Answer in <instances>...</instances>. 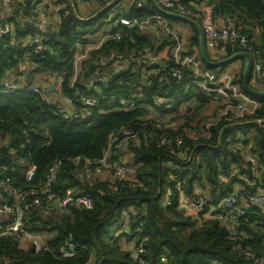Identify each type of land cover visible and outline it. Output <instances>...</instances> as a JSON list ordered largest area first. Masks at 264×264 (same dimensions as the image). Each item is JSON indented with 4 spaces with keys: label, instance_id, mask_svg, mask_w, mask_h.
<instances>
[{
    "label": "trees",
    "instance_id": "obj_1",
    "mask_svg": "<svg viewBox=\"0 0 264 264\" xmlns=\"http://www.w3.org/2000/svg\"><path fill=\"white\" fill-rule=\"evenodd\" d=\"M3 1L0 0V6ZM11 1L14 13L10 20L5 21L6 16L3 17L0 11V26L11 23L14 29V34L0 36V81L12 78L17 74L20 63L28 60L34 73L51 77L60 87L59 95L51 93L56 101L65 98L81 110L83 106L76 95L89 93L85 87L88 79L97 71L112 70L109 90L98 96L102 104L117 92L122 98H127V94L134 90L130 89L133 86L142 87L148 101L134 110H125L117 105L102 115L95 112L87 121L65 122L56 109L48 107L40 96L0 88V167L6 168L3 172L0 169V181L8 177L14 180V189L19 194L40 192L26 198L24 206L28 207V215L25 229L27 233L42 236L47 244V250L39 253L32 245L23 248L21 241L3 236L8 221L2 220L0 264H91L93 261L95 264H257L262 260V209L248 207L245 217L231 223L237 230L233 233L230 225L221 221L219 214L214 213L201 224L188 216L179 208L176 187L181 183L188 198L206 199L209 204L205 212L240 188L246 189L250 195L259 193L258 187L248 185L255 179L254 176L264 193V125L227 128L220 145V132L231 125L225 121L212 128L210 139L187 138L188 129L194 131L203 126L204 118L200 111L213 103L215 107L211 108L210 114L214 117L221 108L220 99L191 93L187 97L177 98L172 110L154 109L152 112L153 98L183 94L185 83H174V86L167 88L142 81L137 67L131 63L133 57L139 56L146 48L158 49L160 44L148 32H140L138 26L119 25L111 33L110 39L99 49L91 51L88 58L81 62L76 76V59L83 53L80 47L85 49L91 42L87 37L99 32L109 19L113 22L137 20L139 23L154 20L158 11L138 7L140 1L152 2L133 0L136 3H131L133 8L128 13L124 12L113 19L111 13L121 1L98 19L82 23L64 0L66 8L61 12L59 29H48L43 34L49 50L37 55L26 44L31 36L37 34L35 20L30 23L27 18H36L37 14L31 18L30 11L38 10L39 0ZM102 2L100 10L111 1ZM184 2L189 4L187 0ZM82 3L75 2L78 13ZM206 4L212 6L215 19L231 18L242 34L249 38L254 65L262 67L264 77V0H218ZM102 21L105 23L99 24ZM193 28V35L183 41L189 54H197L201 59L200 33L196 27ZM118 34L121 35L120 39L116 38ZM224 48L226 53L218 55L219 59L208 52L209 58L215 62L222 61L242 52L237 46L229 44ZM123 61L128 62V67L115 70V63ZM244 71L243 62L235 80L243 91ZM120 81L126 82L128 87H116ZM74 82L75 90L71 88ZM257 82L263 88L251 85L252 88L264 92V82ZM253 98L261 104V108L253 120L242 123H257L258 119H264V100ZM159 114L160 119L166 114L173 116L170 124L178 123L180 126L175 129L170 124L162 123L158 119ZM249 127L255 130L244 137L240 135L245 146L239 148L236 141L238 136L231 133L232 129ZM124 130L137 134L138 139L130 141L123 151L113 148L110 165L127 161L131 175L124 179L115 177L113 168L102 175H95L92 169L105 158L110 136L123 139ZM164 139L169 145H162ZM177 140L184 143L181 148L177 147ZM248 154L259 160V167L255 171L251 164L246 163ZM77 159L79 165L75 164ZM58 162L62 166L57 176L49 182V170ZM173 167L177 170L173 171ZM30 169L33 172L28 175ZM241 175L247 176L246 183H243ZM168 188L173 190L171 206L164 202ZM68 193H72L74 202L66 211L55 206L45 209L50 195L63 200ZM4 196L12 203L16 202L15 197L9 194ZM36 199L41 202L40 205L35 204ZM82 199H90L93 205L86 207L79 202ZM121 231L124 233L118 234ZM118 239L126 240V244L143 246L144 253L134 258V253L123 252ZM73 244L77 246L74 255L63 258L61 251Z\"/></svg>",
    "mask_w": 264,
    "mask_h": 264
},
{
    "label": "built area",
    "instance_id": "obj_2",
    "mask_svg": "<svg viewBox=\"0 0 264 264\" xmlns=\"http://www.w3.org/2000/svg\"><path fill=\"white\" fill-rule=\"evenodd\" d=\"M6 1L7 3L10 2L9 6L12 11L10 15H6L5 17V21H8L14 13V9L12 8L13 1L5 0V2ZM81 1L82 0H74V2L77 3ZM156 2L165 11L185 16L199 23L205 35L206 49L214 58L219 59L218 55L223 56L226 53L224 46L227 44L237 46L242 52L250 54L252 58L254 57L249 38L242 34L241 29L235 21L227 17L223 20L222 27L220 28V23L215 19L211 5L205 4L203 6L195 7L191 3H185L184 0H156ZM133 3H136V1H133ZM138 7L151 8L152 11L157 12L153 4L145 1H140ZM30 14L31 18H34L36 14H41L42 21L40 25H38V29H36L37 34L28 39L26 46L33 49V52L37 55H42L49 50V47L45 44V37L43 35L48 31L50 22L47 9L45 6H42L41 9L38 8L36 11H30ZM153 19H158L165 24L167 29L164 30L168 39V44L167 46L160 44L158 49L146 48L139 56H134V60L131 63L137 67L138 73H140V77L144 82L155 83L156 85H162V87L167 88L174 86V83H185V89L183 90V94H176L173 97L157 96L153 98L152 112L155 111L154 109L172 110L177 98L187 97L188 95H191V93H202L207 98L220 99L222 101L221 108L214 117H211L206 124H203V126L197 128V130L193 131L188 129L187 138L190 140L210 139L213 134L212 128L221 121L230 124L242 123L248 120H253L257 116L261 104L235 83L239 73H225L219 68H206L197 54H189L182 37L171 29H168L166 18L163 15L157 13L156 17ZM151 20L152 19H149L144 23H139L137 20H120L112 22V20L109 19L107 22L111 24V29H101L96 34L93 33L87 37V39L90 41L92 40L91 42H96V44L88 45L85 49L80 47L83 53L78 55L76 59V76L79 73L81 62L88 58L91 51L99 49L104 42L110 39L112 37L111 33L115 29H118L119 25H126L128 27L138 26L140 32L145 33L154 30L147 29ZM6 34H14V29L12 28L11 23H6L0 26V36ZM116 38L120 39L121 35L118 34ZM128 65L127 61H123L115 63L114 67L115 70L119 71L122 70L123 67L127 68ZM33 69L34 68L30 65V62L24 60L20 63L17 74L15 73L12 78L0 81V88L8 91H21L40 96L48 107L56 109L58 115L65 122L87 121L95 115V112L102 115L108 113V111L112 110V107L117 105H119L118 107H123L125 110H134L136 108H141L143 104L148 101L147 94L143 88L133 86L130 87V89L134 88V90L130 91V94H127V98H122L119 94L120 92H117L113 93V95H111L112 97L108 99L105 104H102L98 99V96L103 95L105 91L109 90L110 81L112 79V70L105 72L97 71L85 84L89 93H78L76 95V98L78 97V100L83 106V109L78 110L73 104L67 105L63 103V98L56 101L52 97L51 92L48 91L50 87L55 85L53 79L51 77H42L41 75L34 73ZM31 73L34 74V81L29 83L28 75ZM253 75L256 80L264 82L262 67L259 64L254 65ZM115 86L123 89L128 87L127 83L124 81H120L119 84ZM71 88L75 90V82ZM60 91V87L56 86L55 95H59ZM160 116L161 114L158 115V119L165 124H170L173 117L166 114L165 117L160 119ZM257 123L259 125H264V119H258ZM172 125L173 124H170L171 127L176 129V127ZM45 139L48 140L49 137H45ZM137 139L138 135L133 134L128 130L123 131V139H120L116 135H111L105 158L92 169V172L99 176L104 174L108 169L112 171L113 168V175L115 177L121 179L127 178L132 173L130 167L127 166V161L112 166L110 165V155L112 154L113 148L123 151L128 147L130 141H136ZM240 139L241 137L238 136L236 141H238V147L243 149L245 145ZM183 144L184 143L181 140H177L176 142L178 148H181ZM162 145H169V142L164 139ZM79 163L80 161L77 159L75 164L79 165ZM88 163L90 164V162ZM246 163L252 165L253 171L259 167V160L255 156L249 154L246 157ZM61 166V162H58L50 168L47 175V180H49V182L57 176ZM0 169L2 172L6 170L4 166H1ZM172 170L176 171L177 168L173 167ZM32 172L33 170L30 169L28 175H31ZM236 173H238V171H236ZM254 177L255 179L248 185L259 187L257 178L256 176ZM241 178H243L244 183L248 181L246 175H241ZM14 186L15 181L9 177L0 181V221H8V225L3 230V236L16 241H29L37 253L47 250V244L42 236L27 233L25 229V221L28 215V207L24 206L26 198L29 195H38L40 192L32 191L19 194L17 193L18 191L14 189ZM176 189L179 192V208L188 216H192L199 224H201L204 219L211 217L214 213L215 215L219 214L221 221L225 225H230L233 233H236L237 230L234 226H231V223L234 224L239 219L245 217L247 215L246 210H248V207L256 206L264 210V193L262 192L250 195L246 189L240 188L234 194L224 197L216 205L211 206L209 212H205L206 207L209 204L206 199L200 198L195 200L188 198L181 183L177 185ZM5 194L15 197L16 202L12 203L4 196ZM71 195L72 193H68L63 200L57 199L54 195H50L45 209L49 210L51 207L58 204L59 209L66 211L68 206L74 202ZM172 195L173 190L168 188L164 200L167 206H171L172 204ZM79 202L84 203L86 207L89 208L93 205L90 199H82L79 200ZM35 204L40 205L41 202L36 199ZM242 233L246 235L244 231H242ZM76 248L77 246L75 244L69 245L67 249L65 248L61 251V256L63 258L72 257ZM137 248L140 249H137L136 258L144 253L143 246ZM257 264H264V258L257 262Z\"/></svg>",
    "mask_w": 264,
    "mask_h": 264
},
{
    "label": "crops",
    "instance_id": "obj_3",
    "mask_svg": "<svg viewBox=\"0 0 264 264\" xmlns=\"http://www.w3.org/2000/svg\"><path fill=\"white\" fill-rule=\"evenodd\" d=\"M74 1V0H73ZM103 0H91L90 2H86V3H82L79 6V16L81 18H89L92 16L93 13H95L96 11H99L102 7H103ZM106 2L112 1V0H105ZM188 3H191L193 6L195 7H199V6H203L205 5L207 2L212 1L213 3H216L218 0H187ZM10 3V2H9ZM9 3H7V1L5 2V0L2 3V6H0V11L2 12V16L5 17L6 15H10L12 13ZM68 3V0H67ZM75 3V2H74ZM133 3V0H130V4ZM39 5V9L42 8V6H45L47 9V13H48V17H49V27L48 29H59V26L61 24V12L66 8V5L64 3V0H39L38 2ZM132 6V4H131ZM124 8V7H123ZM133 8V7H132ZM131 10V8H125L122 9V7L120 8H116L112 13V18L115 19L119 14H123L124 12H129ZM37 25H40L42 18H41V14H37L35 19L30 20L29 18H27V22H34ZM170 20H178V19H170ZM224 20V19H223ZM223 20H219V27H222L223 24ZM167 21V26L168 29H173L172 25L169 24V21ZM113 22V21H112ZM183 22V21H182ZM105 23L104 21L100 22L99 24H103ZM188 28L187 29H194L193 25L187 24ZM102 29H111V24L106 22L103 25ZM147 29H154L153 31L148 32L149 34H151L155 40V42L163 45L164 43H168V39L166 36V33L164 34L161 29H167L165 27V24L158 20V19H154L151 20L149 25L147 26ZM193 35V30L190 31L188 37L190 38V36ZM167 46V44L165 45ZM64 100L62 101L63 103L67 104V105H71V102H69L67 99L63 98ZM264 211V210H263ZM22 243V247L23 248H29V241L27 240H23L21 241ZM31 245V243H30Z\"/></svg>",
    "mask_w": 264,
    "mask_h": 264
},
{
    "label": "water",
    "instance_id": "obj_4",
    "mask_svg": "<svg viewBox=\"0 0 264 264\" xmlns=\"http://www.w3.org/2000/svg\"><path fill=\"white\" fill-rule=\"evenodd\" d=\"M122 0H112L110 3L106 4L105 7L100 10L98 13H96L95 15L89 17V18H81L78 14V11L75 7V3L73 0H68L69 3V7L72 11V13L74 14V16L76 17V19L82 23H89L92 22L96 19H98L100 16H102L104 13L108 12L109 10L113 9V7H115L117 4H119ZM152 2V4L154 5V7L156 8V10L163 15L164 17L167 18H174V19H178L180 21H183L187 24L193 25L194 27H196L200 33V54H201V59L204 62V64L212 69H222L227 67L228 65L234 63L237 60H243L245 63V71H244V91L252 96V97H257L260 99L264 100V92L262 91H258L254 88H252L250 82H251V77L253 74V68H254V62H253V58L250 54L245 53V52H241L238 54L233 55L232 57H229L227 59H224L222 61H212L209 56H208V51L206 49V40H205V35L203 32V29L201 27V25L199 23H197L196 21L187 18L185 16L173 13V12H169V11H165L164 9H162L156 2V0H150ZM34 81V75L33 74H29L28 75V82L32 83ZM56 90V86L53 85L52 87H50L48 89L49 92H55ZM258 123L255 122H248V123H242V124H231L226 126L219 135V144L221 145V141H222V135L224 133V131L227 128H231V127H244V126H250V125H256ZM57 208H59V205L56 204L55 205Z\"/></svg>",
    "mask_w": 264,
    "mask_h": 264
},
{
    "label": "rangeland",
    "instance_id": "obj_5",
    "mask_svg": "<svg viewBox=\"0 0 264 264\" xmlns=\"http://www.w3.org/2000/svg\"><path fill=\"white\" fill-rule=\"evenodd\" d=\"M120 7H122V9L132 8V6L130 4V0H122V2L119 4L118 8H120ZM166 20L169 21L170 25H172V28H173L172 30L175 33L179 34L182 38H184L183 40H185V38L188 37L190 31L193 30V29H187L188 28L187 27L188 26L187 23L182 22L180 20H170V19H167V18H166ZM161 31L165 34V30L164 29H161ZM94 44H96V42H90L89 43V45H94ZM184 45H185V43H184ZM243 62H244L243 60H237L234 63H232V64L228 65L227 67H225L223 69V71L225 73H239L241 68H242V66H243ZM55 81L58 82V79H56ZM252 85H253V87H256V88H263V87H261L259 85V83L255 79L254 75H252ZM214 107H215V104L209 103L206 108H204L202 111H200V115L204 118V120H202L203 124H206L207 120L211 119L212 114H210V111H211V108H214ZM172 126H175V127L178 126L179 127L180 124L178 125V123H175ZM254 130H255V128H253V127L239 128V129H232L231 133H233V135H235V136L242 135L244 137L247 133H251L252 134ZM242 181L244 183L243 178H242ZM258 191H259V193H261V189L259 187H258ZM122 233H124V231H121L118 234H122ZM119 240L120 239H118L117 241H119ZM125 241L126 240H120V242H119V245L122 247L123 252H125V253L132 252V253H134V258H135L136 254H137V246L135 244H126ZM29 245H30V243H29ZM91 264H95V261H93Z\"/></svg>",
    "mask_w": 264,
    "mask_h": 264
}]
</instances>
